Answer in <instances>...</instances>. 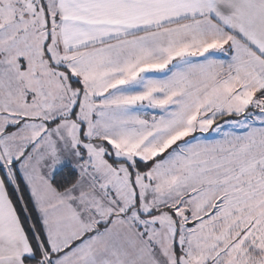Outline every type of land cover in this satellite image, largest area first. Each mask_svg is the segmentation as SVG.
Instances as JSON below:
<instances>
[{
	"label": "snow or ice",
	"instance_id": "1",
	"mask_svg": "<svg viewBox=\"0 0 264 264\" xmlns=\"http://www.w3.org/2000/svg\"><path fill=\"white\" fill-rule=\"evenodd\" d=\"M0 264H264V0H0Z\"/></svg>",
	"mask_w": 264,
	"mask_h": 264
}]
</instances>
